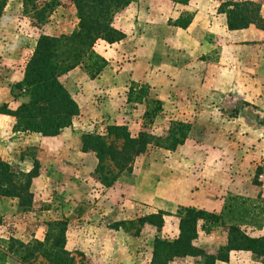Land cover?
Returning <instances> with one entry per match:
<instances>
[{
	"label": "rangeland",
	"instance_id": "obj_1",
	"mask_svg": "<svg viewBox=\"0 0 264 264\" xmlns=\"http://www.w3.org/2000/svg\"><path fill=\"white\" fill-rule=\"evenodd\" d=\"M45 1L38 0L35 4L42 6ZM138 1L140 0H132V3ZM210 1L202 3V7L207 4L211 12H220L221 4L229 0ZM252 1L261 5L264 16V0ZM64 2L66 5L57 7L48 22L38 28L34 24L36 20L32 3L8 0L0 20V82L9 78L13 98L4 104L10 108H17L27 100L23 91L13 87L39 35L70 34L77 28L76 11L67 1ZM200 3L201 1L197 2V8ZM159 8L162 12L167 9L172 13L176 12L173 4L166 0L162 1ZM122 13L115 20L118 16H123ZM163 16L164 14L160 17ZM164 20L165 24L170 25L173 21L166 20V17ZM129 24L134 25V19ZM161 34L165 40L158 46V56L162 60L166 57V47L170 48L172 45L169 44L170 34L166 31ZM236 34H239L236 36L239 40L237 49H233L231 54L230 49L222 46L221 54L225 63L221 66L215 63L209 67L208 74L213 76V81L210 85L209 82L206 83L210 89L219 87L217 81L221 87L224 84L233 85L236 71L233 70L235 66L229 64V58L233 55L237 58L240 69H246L240 70L246 74L242 77V83H246L245 79L249 78L246 71L253 75V80L247 82L248 91L245 95L242 91H236L232 100L225 99L219 103L213 101L212 104L204 105L203 98L187 96L185 91L174 98L170 97L167 104L150 98L146 87L145 95L141 94L143 89L140 87L132 94L129 90L125 91L124 104L121 105L124 110L116 114L113 120L116 124L128 125L133 136L140 132L162 139L171 138L174 133L180 136V122L188 124L190 129L185 144L174 151L150 146L148 152L136 160L133 172L123 174L112 187H105L95 173L98 159L94 153H90L84 161V165H88L92 158L93 164H96L94 170L80 173L81 166L78 167L73 161L64 160L65 164L61 163V158L67 154L56 143L49 142L41 134L14 131L12 134L8 121L0 122V146L6 160L0 158L10 164L11 169L19 175V180H25L23 174L33 168L35 160L40 163L42 175L31 185L33 205L28 210L20 209L17 198L0 197V243L1 240L10 239L25 244L34 240L43 241L48 224L64 220L67 223L66 248L73 254L75 264H150L155 238L171 240L178 236L180 208L195 207L219 214L226 213L230 205H241L242 200H246L245 205L250 208H256L260 216L252 224L242 225L241 228L252 237L263 236L264 30L251 27L247 32ZM97 49L104 50L102 46ZM124 58H112L117 64V72L120 71L119 64L123 63ZM80 69L85 72L83 68ZM7 73L10 76H6ZM64 76L61 78L65 81ZM9 89L5 91L0 88V95L9 93ZM248 93L250 95L246 97ZM155 102L161 103L158 105ZM4 104H0V107ZM157 107L160 110L154 113ZM100 120H93L86 127L83 125L85 129H78L76 126V135L79 136L83 131V134L105 133L107 125L113 124V121ZM13 121L15 124V118ZM73 138L72 149L76 144ZM242 174L249 178L248 185L244 187L256 190V193L252 191L255 194H251V197L232 191L234 186H243L237 184L238 176ZM159 212L165 214L164 226L159 231L149 224L144 225L138 235H135L138 224L130 227L128 232L123 228H115L118 223L136 222L144 216ZM227 236V226L213 225L203 229L200 224L196 245L207 252H216L226 244ZM18 260L13 256L8 259L7 264H21ZM34 264L47 263L39 258ZM172 264L202 262L187 257ZM225 264L262 262L250 252H238L234 253L232 262Z\"/></svg>",
	"mask_w": 264,
	"mask_h": 264
},
{
	"label": "trees",
	"instance_id": "obj_2",
	"mask_svg": "<svg viewBox=\"0 0 264 264\" xmlns=\"http://www.w3.org/2000/svg\"><path fill=\"white\" fill-rule=\"evenodd\" d=\"M38 0H24L33 4L35 26L45 25L52 12L59 6H65L64 0H46L42 6ZM74 7L78 18L77 28L70 34L52 36L39 35L35 49L26 62L24 76L14 85V89L23 91L27 100L16 109L4 104L0 114L15 118L14 132L36 133L45 137L60 135L73 124L80 114V108L72 94L61 81L76 68L83 70L90 78H97L108 66L104 56L96 51V44L103 40L109 44L122 41L126 35L114 26L117 15L122 13L132 0H65ZM190 0H174L187 5ZM8 0H0V20L4 15ZM220 13L225 14L230 31H240L252 26L264 30V16L261 5L252 0H229L221 4ZM192 23V15L181 16L175 26L186 29ZM145 95V87L141 88ZM134 90L131 91V93ZM160 105L161 102H155ZM157 107L154 110L158 112ZM150 113V112H149ZM180 136L174 133L171 138H154L147 132L133 136L126 125L109 124L105 133L88 132L81 138L82 152L94 153L98 159L95 173L105 187H112L125 173H132L136 160L148 152L150 146L176 150L185 144L190 126L178 123ZM40 174V163L35 160L33 168L24 173L25 180L11 169L8 162L0 158V197L19 199V207L28 210L33 205L31 185ZM261 174V173H260ZM259 176V171L257 172ZM257 177L255 182L257 183ZM230 205L228 211L212 213L195 207H182L178 210L179 234L168 240L156 237L150 264H172L187 257L199 259L202 264L228 263L234 251L250 252L264 264V235L252 237L242 225L252 224L259 217L256 208L245 205ZM264 212V209H262ZM164 212L150 214L136 222H122L115 225L117 230L126 232L138 224L135 235L146 225H152L159 231L163 228ZM225 219L228 221L225 222ZM202 228L213 225L227 226V242L216 252H207L196 245ZM45 239L25 244L19 240H1L0 264L16 256L21 264H34L39 258L47 264H75L73 254L66 248L67 223L64 220L48 224Z\"/></svg>",
	"mask_w": 264,
	"mask_h": 264
},
{
	"label": "crops",
	"instance_id": "obj_3",
	"mask_svg": "<svg viewBox=\"0 0 264 264\" xmlns=\"http://www.w3.org/2000/svg\"><path fill=\"white\" fill-rule=\"evenodd\" d=\"M162 1L140 0L134 2L122 13L124 14L123 16H118L114 21V26L121 30L126 37L114 44H109L102 40L96 44V51L108 61V66L97 78H90L80 68H76L65 75V81L62 79L63 77L61 78V81L72 94L80 108V114L74 118L71 127L65 129L58 136L44 137L49 142L56 143L62 151L65 150V154L67 155H63V158H61L62 164H65V161H73L78 167L81 166L80 173H88L94 170L96 164H93L92 158L90 164L84 165L85 157L90 153L82 152L81 137L84 131L77 136L78 130H76V126H78V129H85L93 120L95 122L98 119H101L100 121L112 120L113 124H116L113 119L116 117V114L124 110L121 108V105L124 104V93L126 90H129V93L132 94V90L137 91L138 87H146L149 89L150 98L158 99L162 103L167 102V104L170 102V97L174 98L186 91L184 94L187 96L195 95L203 98L204 105L208 103L212 104L213 101L219 103L225 99L232 100L235 97L236 91H242L244 95L248 91L247 82L253 80V75L246 71L249 78L245 79L246 83H242L244 80L242 77H245L246 74L243 73L244 71L240 72V70L246 69H240L237 58L233 57V55L229 58V64L235 66L233 70L236 71L233 85L224 84L221 87L220 82L217 81L219 87L210 89V86L206 82H209L210 85L213 81L212 75L208 74L209 67L215 65V63L218 66L225 63V59L221 54L222 46L225 45V48L230 49L232 54L233 49H237L236 44L239 41L236 37L239 34L236 33L247 32L251 27L240 31H230L225 14L218 11L211 12L212 10H208L210 6H207V4H204V7H202V3H208L210 0H190L187 5L175 3L174 0H166L175 7L176 12L174 13L170 9H167L166 12L160 11L159 6ZM198 1H201V3L197 8ZM162 14L164 16L160 17ZM187 14L192 15V23L188 28L183 29L174 25L177 19ZM164 17H166V20L173 19L171 25L164 23ZM131 19H134V25L129 24ZM162 31L170 34L169 44L172 46L170 48L166 47V57L161 60L158 56V46L161 41L164 42L165 40L161 34ZM37 40L29 57L35 49ZM99 46H102L104 50L99 51L97 49ZM113 57L115 59L125 57L122 59L123 63L119 64L121 68L118 72L115 70L117 64L112 59ZM24 69L25 66L23 64L17 82L23 79ZM7 75L10 76V73H7ZM4 79V82H0L1 90L5 89L7 91V88L10 89L9 93L6 92L0 95V104L8 103L13 98L12 87L8 82L9 78L6 77ZM215 85L217 84L215 83ZM249 95L248 93L246 97ZM246 99L249 100L248 98ZM262 100L264 101V93ZM164 106L162 105L163 108H165ZM13 119L9 115L0 114V122L8 121L12 134H14ZM72 137H74L73 139L76 143L73 149ZM56 156L59 155L56 154ZM0 157L6 160L1 146ZM29 171L30 169L27 170V172ZM40 174L38 177L42 176ZM35 179L33 180L34 183ZM247 180L249 178L244 174L239 175L237 184L243 186L238 188L234 186L232 187V191L239 195L253 196L251 194H255L256 190L244 187L247 184ZM238 252L243 251L231 253V262L233 261L234 253Z\"/></svg>",
	"mask_w": 264,
	"mask_h": 264
}]
</instances>
